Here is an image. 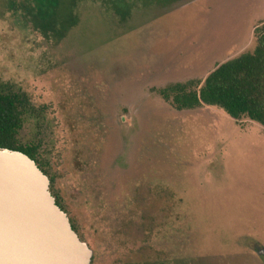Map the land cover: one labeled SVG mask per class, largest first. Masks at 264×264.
<instances>
[{
  "label": "rangeland",
  "instance_id": "1",
  "mask_svg": "<svg viewBox=\"0 0 264 264\" xmlns=\"http://www.w3.org/2000/svg\"><path fill=\"white\" fill-rule=\"evenodd\" d=\"M111 1L0 0V81L31 106L19 138L42 139L93 264H122L139 246L122 245L115 225L134 187L155 183L179 199L149 241L164 264L200 253L264 264V128L214 106L177 109L157 91L253 48L264 0H121L123 22ZM97 58L108 76L92 70Z\"/></svg>",
  "mask_w": 264,
  "mask_h": 264
},
{
  "label": "trees",
  "instance_id": "2",
  "mask_svg": "<svg viewBox=\"0 0 264 264\" xmlns=\"http://www.w3.org/2000/svg\"><path fill=\"white\" fill-rule=\"evenodd\" d=\"M75 5L74 0L72 6ZM110 7L113 13L119 16L121 22L126 19L128 7L124 10L121 0L111 1ZM76 19V14L68 19V28L76 24ZM53 23L45 21L42 27L43 31L55 33ZM140 54L137 55V58H139V62H142ZM109 62L110 60L102 61L97 58L90 63L99 64L92 68L93 71L102 75L105 72V75L108 76L104 68L110 70L107 68ZM157 91L165 100H171L177 109H191L202 105L214 106L223 110L235 121L245 118L264 128V23L254 29V46L250 50L217 64L198 83H175L159 88ZM27 100L24 94L0 81V146L21 151L32 158L39 169L49 178V191L54 197L55 203L66 212L67 209L63 205L64 190L57 184L62 175L54 170L47 159L43 157L41 153L42 139L36 137L29 142H23L19 138L23 116L31 111ZM154 146L156 157L163 147L162 145ZM178 203L179 199L172 187L168 185L155 183L151 186L146 184L144 187H134L133 201L129 211L116 223L115 231L121 238L122 245L135 242L140 244L136 249H130L123 255L122 264L165 263L167 253L164 250L156 249L149 241L154 231L159 227H165L169 223L172 225ZM69 222L80 240L86 241L79 230L78 223L73 218ZM200 256L202 257L188 260L185 264H229L228 260L231 259L229 257L218 260L212 257L214 255L210 256L205 253H200Z\"/></svg>",
  "mask_w": 264,
  "mask_h": 264
},
{
  "label": "water",
  "instance_id": "3",
  "mask_svg": "<svg viewBox=\"0 0 264 264\" xmlns=\"http://www.w3.org/2000/svg\"><path fill=\"white\" fill-rule=\"evenodd\" d=\"M49 184L32 158L0 146V264H90Z\"/></svg>",
  "mask_w": 264,
  "mask_h": 264
},
{
  "label": "flooded vegetation",
  "instance_id": "4",
  "mask_svg": "<svg viewBox=\"0 0 264 264\" xmlns=\"http://www.w3.org/2000/svg\"><path fill=\"white\" fill-rule=\"evenodd\" d=\"M64 205V204H63ZM66 213H67V210H66ZM68 215V214H67ZM68 218H69V221H71V216H69L68 215ZM86 243H87V245L90 247V245H89V243L87 242V241H85ZM92 257H93V254H92ZM93 263V258L91 259V262H90V264H92Z\"/></svg>",
  "mask_w": 264,
  "mask_h": 264
}]
</instances>
